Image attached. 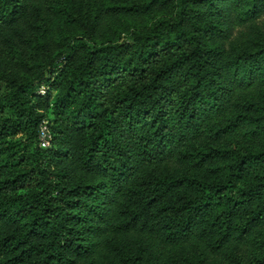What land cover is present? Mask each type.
Here are the masks:
<instances>
[{
  "label": "trees",
  "instance_id": "1",
  "mask_svg": "<svg viewBox=\"0 0 264 264\" xmlns=\"http://www.w3.org/2000/svg\"><path fill=\"white\" fill-rule=\"evenodd\" d=\"M0 264H264V0H0Z\"/></svg>",
  "mask_w": 264,
  "mask_h": 264
},
{
  "label": "built area",
  "instance_id": "2",
  "mask_svg": "<svg viewBox=\"0 0 264 264\" xmlns=\"http://www.w3.org/2000/svg\"><path fill=\"white\" fill-rule=\"evenodd\" d=\"M43 93V91H42ZM53 135L51 131V123L44 119L38 129V145L42 149L50 148L52 145Z\"/></svg>",
  "mask_w": 264,
  "mask_h": 264
}]
</instances>
